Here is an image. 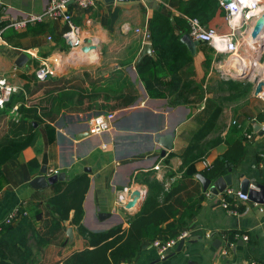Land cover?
<instances>
[{"label":"crops","instance_id":"1","mask_svg":"<svg viewBox=\"0 0 264 264\" xmlns=\"http://www.w3.org/2000/svg\"><path fill=\"white\" fill-rule=\"evenodd\" d=\"M50 2L0 0V81L12 88L0 105V143L17 135L32 140L2 168L7 185L0 189V222L21 206L28 216L14 227L25 219L31 225L28 250L18 248L20 251L6 263L264 264V204L250 200L242 203L237 215H231L220 205L223 195L206 196L210 191L204 192L197 178L203 174L213 183L232 174L233 184L227 190L235 194L241 192V182L246 179L264 185V133L254 129L256 124L264 125V102L255 95V84L250 80H223L215 53L210 69L205 68L208 54L201 47L210 46L201 43L193 54L182 38L180 42L193 61L178 66L166 85L155 83L163 97L151 98L139 75L159 57L167 67L175 59L172 49L154 48L152 40L148 43L153 56L140 59L148 43L136 29L149 28L153 15L160 13L171 20L178 35L189 33L190 17L229 34L220 0H97L88 10L71 5L73 21L85 40L74 54L63 37L68 29L63 20L45 18L22 30L9 25L42 15ZM205 16L207 20H201ZM175 18L184 19L187 28L181 31L174 24ZM89 45L96 48L84 52ZM253 56L260 59L261 55ZM44 63L56 68V74L40 82L35 72ZM256 63H252L257 68L255 78L263 77L262 65L259 63V69ZM187 89L191 91L186 92L188 101L175 105L179 92ZM106 113L116 115L110 131L76 139L89 133L96 116ZM212 121V131L198 145L205 151L203 156L194 157L200 152L198 147L186 154L196 143L195 134ZM167 130H173L175 139L173 149L162 157L163 147L157 139ZM239 152L242 155L237 157ZM44 167L65 173V180L46 189H34L30 183ZM215 169L219 170L217 177L210 178ZM88 180L83 233L72 222L75 210L70 211L68 219H62L57 204L50 200L65 193L72 182L80 181L84 187ZM126 188L144 191L143 201L128 209L131 198L119 200V193ZM150 196L176 211L188 205L196 207L188 222L173 232L175 235L188 229L190 238L181 251L177 247L165 261L159 260L153 242L169 238L168 234L163 231L150 240L143 237L144 230L131 225ZM229 196L227 202L234 207L239 201ZM100 213L111 216L100 221ZM170 222L172 218L162 228ZM69 228L73 229L72 239L68 237ZM116 229L120 231L97 243L100 236ZM236 235L247 236L248 241ZM129 241H140L133 257L123 255ZM115 252L121 256L116 263L112 258Z\"/></svg>","mask_w":264,"mask_h":264},{"label":"trees","instance_id":"2","mask_svg":"<svg viewBox=\"0 0 264 264\" xmlns=\"http://www.w3.org/2000/svg\"><path fill=\"white\" fill-rule=\"evenodd\" d=\"M201 20L206 21V16L201 18ZM174 24L179 26L180 30L183 31L184 28H187L184 19L175 18ZM150 32H151V40L154 48H163L165 50H171L173 54L172 61L168 67L164 65V58L159 57L153 65L149 67L147 71H139V75L143 80L146 90L151 98H161L163 95H160L155 88V83L158 85H166L167 78L171 76L175 72L178 66L183 64H190L193 59L187 50V47L180 42V39L184 35L181 33L177 34V31L173 27V23L171 20L160 13H155L150 22ZM187 32L189 31L186 30ZM178 48L175 50L174 47ZM209 46V45H208ZM206 46H202L201 49L205 50L208 54V57L205 60V68L210 69L211 63L213 61V53L214 50L210 47L205 48ZM175 50V51H174ZM171 82V81H168ZM170 84V83H168ZM187 94L191 91L189 89L180 91L175 100V105L187 102ZM136 96L133 99L135 102ZM214 125V121L205 125L201 130L195 134L196 143L189 147L186 154H191L194 149L199 148V153L195 158H200L205 153L202 150V146H198L201 143V140L204 139L211 131ZM32 142L31 137L17 135L15 137H7L0 143V189L4 188L7 185V179L3 173V164L13 158H17L18 154L22 149L26 148L29 143ZM214 145H216L214 143ZM213 145V146H214ZM210 148L207 146L206 149ZM240 152L236 155L237 157L241 156ZM231 157V156H230ZM235 157V156H234ZM233 158V157H231ZM229 159V158H227ZM186 161V160H185ZM222 164L225 162H221ZM219 173L218 169H215L210 178H216ZM81 182H72L70 184L69 189L59 195L58 197H53L50 201L54 204H57V210L59 211L62 219H68L69 213L71 210H75L74 217L72 222L74 225L78 226L83 233L85 230L82 226V220L84 217L83 203L85 201L86 194L90 188V180H88L86 186L82 187ZM228 197H230L228 195ZM227 197V198H228ZM186 207V206H184ZM195 205H188L183 211H176L174 208L170 206H166L165 204H161L159 198L156 197H148L145 202L142 211L132 222L133 229L135 230H144L145 236L147 239L155 240L157 234L165 231L167 237H172L173 232L180 229L182 224H186L190 217L195 212ZM25 218V217H24ZM172 218V222L168 223L166 228H162V224L165 222H169ZM31 225L28 222L21 221L16 227L14 226H5L3 230L0 231V264H8L6 260L10 257L16 255L19 252V249H23L24 252L28 250V233L30 231ZM120 230L116 229L109 234L102 235L97 240V243H101L107 239H109L113 234L118 233ZM92 236H96L93 235ZM140 241H136L133 243L132 241L127 242L128 250L123 252V255L134 256L135 252L139 247ZM19 248V249H18ZM120 255H117L116 252L112 254L113 262L116 263L120 259ZM24 264H26V260H24ZM101 264H109L107 261Z\"/></svg>","mask_w":264,"mask_h":264},{"label":"built area","instance_id":"3","mask_svg":"<svg viewBox=\"0 0 264 264\" xmlns=\"http://www.w3.org/2000/svg\"><path fill=\"white\" fill-rule=\"evenodd\" d=\"M97 0H51L50 5L47 10L40 16H31L25 21L10 23V27L15 30L25 29L27 24L38 23L43 21L45 18H50L53 20H63L68 29L63 34V37L70 47L71 54L84 45V38L80 27H78L73 21V15L71 13V5L76 6L80 10H88L96 5ZM221 6L226 12V22L231 32L229 34H222L216 28L209 27L203 24L198 18L190 17L187 18V23L189 27V35L195 41H200L203 44L209 45L214 53L219 59V57L226 56L229 59L232 52L241 49L240 46H251L252 48L257 46L254 39L252 38V33L254 26L261 16L264 14V0H232L231 3L227 4L224 0H220ZM263 9V10H262ZM260 14V15H259ZM2 31V30H1ZM136 32L142 35L143 42L148 43L151 40V32L148 27L143 29H136ZM264 36V31L261 37ZM250 38L249 41L246 42ZM260 59L258 58V61ZM218 71L220 72V77L225 80H238L236 72L228 71L226 67L227 60L218 61ZM262 70L264 74V65H262ZM56 74V68L48 66L44 63L35 72L36 79L40 82L46 81L48 78L53 77ZM0 105L3 106L5 102V97H8L12 88L5 85L4 81H0ZM258 98L264 102V87L262 92L259 94ZM14 110H17L15 107ZM114 113L100 114L96 116L91 126L89 127L90 135H101L110 131L113 128V123L115 120ZM264 133V125L261 130ZM249 139L252 138L251 135L247 136ZM208 170L212 169V166L207 162L204 163ZM60 170L49 169L46 176L51 177L53 175H58ZM89 192V190H88ZM87 192V194H88ZM134 192L131 188H126L123 192L119 193V200H123L125 196L131 198ZM145 195L144 191H141ZM207 193V192H206ZM86 194V196H87ZM2 191L0 190V196ZM212 194L208 192L206 196H211ZM223 198H220L221 207L231 215H237L242 203L249 202L250 199L247 194L242 192L233 193L231 190H227L221 193ZM228 195L236 196L238 201L234 207H231L227 202ZM86 198V197H85ZM85 202V201H84ZM263 210V209H262ZM261 210V211H262ZM28 216V212L21 206L13 209L1 222L0 231L3 230L5 226H15L22 218ZM190 230L183 229L182 231L173 235V237L165 239L159 238L153 242V247L158 253L159 260L165 261L179 246L181 241H187L190 238ZM236 238H240L243 241H248L247 236L236 235ZM251 264H260L253 261Z\"/></svg>","mask_w":264,"mask_h":264},{"label":"water","instance_id":"4","mask_svg":"<svg viewBox=\"0 0 264 264\" xmlns=\"http://www.w3.org/2000/svg\"><path fill=\"white\" fill-rule=\"evenodd\" d=\"M106 2H112L115 0H105ZM120 2H128L130 0H118ZM131 1H135V0H131ZM225 3L229 4L232 2V0H224ZM264 31V14L257 20L255 26H254V30L252 33V38L254 40H259V38L261 37L262 32ZM181 41L187 45L188 49L194 54L195 53V49L201 44L200 41H195L191 38V36L189 34H185ZM261 47L264 46V41L261 42ZM260 47V49H261ZM96 47L89 45L88 47L83 48V51L88 53L91 50L95 49ZM253 49L255 50H259L258 48L254 47ZM262 50V49H261ZM261 50L259 51V54L261 52ZM145 55H150L153 56V47L150 43L144 45V48L141 52V57H144ZM22 59V58H21ZM140 59L138 61H140ZM228 71L230 72H236L237 74V79L238 80H250L251 76L249 75V73H246L245 70L243 71V69L241 67H237L234 66L233 68H228ZM254 84H255V95L258 97L259 94L262 92L263 87H264V77L262 78H256L254 80ZM261 125L260 124H256L254 129L256 130V132H259L260 134H262L261 130ZM90 134L89 133H84L82 135H78L76 137V139L78 141H81L87 137H89ZM174 133L173 130H167V131H162L161 134H159L157 142L159 144V146L163 147L162 150V157H165L167 154V151H171L173 149V144H174ZM232 167V166H231ZM230 172H232V169L229 170ZM46 172H47V168H43L41 171V174L33 179L30 183L31 187H33L34 189H46L47 187L54 185L56 182L58 181H64L66 178V174L65 173H59L58 175H53L51 177H47L46 176ZM197 178L199 179V181L201 182L204 192L206 191H210V193L212 194L211 197L214 196H218L221 193H224L228 187H231L233 184V176L232 174H229L225 177H220L219 179H217L215 182L212 183V180L205 177L203 174H199L197 176ZM241 192L244 194H247L249 199L253 202H256L258 204H264V185L254 181L252 182L249 179L243 180L241 182ZM144 194L141 193L140 190H136L132 193L131 195V202L128 205V209L131 207H134L135 205H138L141 203V201H143L144 198ZM111 214L109 213H100L99 214V219L100 221H104L105 219H107L108 217H110ZM68 237H70L71 239L73 238V229L69 228L68 230ZM185 245V241H181L178 249L181 251L183 249ZM188 264H192V262H189Z\"/></svg>","mask_w":264,"mask_h":264},{"label":"bare ground","instance_id":"5","mask_svg":"<svg viewBox=\"0 0 264 264\" xmlns=\"http://www.w3.org/2000/svg\"><path fill=\"white\" fill-rule=\"evenodd\" d=\"M263 10V9H262ZM264 11V10H263ZM260 15V14H259ZM263 14H261V16H262ZM260 16V17H261ZM259 17V18H260ZM264 39V36H262V37H260L259 38V40H254L255 41V43H257V44H261L260 42L262 41ZM247 41H249L248 42V44L250 43V38H248V40H246V42ZM240 50H238V51H235V52H232L231 54H230V58L229 59H227L226 58V60H227V64H226V67L227 68H233L234 66H236L237 65V67H241L242 69H243V71L245 70V72L246 73H254V65H253V68H249V61H247V58L245 59L244 57H242V56H240L241 54H240V52H239ZM76 60V59H75ZM253 63V62H252ZM252 63H251V65H252ZM259 73V72H258ZM256 78H262V77H256ZM255 78V79H256Z\"/></svg>","mask_w":264,"mask_h":264},{"label":"rangeland","instance_id":"6","mask_svg":"<svg viewBox=\"0 0 264 264\" xmlns=\"http://www.w3.org/2000/svg\"><path fill=\"white\" fill-rule=\"evenodd\" d=\"M260 45L259 44H257V46H256V48H258L259 50H255V49H253L251 46H243L241 49H239L240 51V53H243L244 55H247L248 57H251L250 58V60L249 59H247V61H251L248 65H249V68H253V64L251 65V63L252 62H255V61H257V63H256V66L260 69L261 67H260V64L261 65H263L264 64V46L263 47H261V49H260ZM261 50V52H260V59H261V57L263 58V60L260 62V60L258 61V59H256L255 58V56H253L254 55V53H256V54H259V51ZM227 57L226 56H223V57H219V62H222V60H225ZM260 63V64H259ZM219 64V63H218ZM261 69H263V68H261ZM254 73H250L249 72V75L251 76V79H250V81H252L253 83H254V80H255V76H256V73H255V70H257V68L255 67V65H254ZM263 77H264V74H263Z\"/></svg>","mask_w":264,"mask_h":264}]
</instances>
